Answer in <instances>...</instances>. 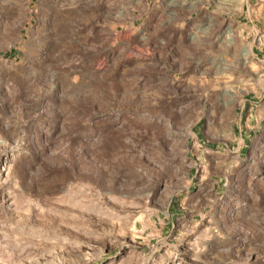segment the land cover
<instances>
[{
  "label": "rangeland",
  "instance_id": "1",
  "mask_svg": "<svg viewBox=\"0 0 264 264\" xmlns=\"http://www.w3.org/2000/svg\"><path fill=\"white\" fill-rule=\"evenodd\" d=\"M0 264H264V0H0Z\"/></svg>",
  "mask_w": 264,
  "mask_h": 264
}]
</instances>
